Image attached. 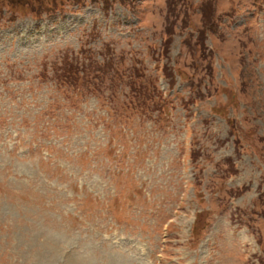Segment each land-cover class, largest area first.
<instances>
[{"label":"rangeland","instance_id":"obj_1","mask_svg":"<svg viewBox=\"0 0 264 264\" xmlns=\"http://www.w3.org/2000/svg\"><path fill=\"white\" fill-rule=\"evenodd\" d=\"M176 7L0 0V264H264V0Z\"/></svg>","mask_w":264,"mask_h":264},{"label":"trees","instance_id":"obj_2","mask_svg":"<svg viewBox=\"0 0 264 264\" xmlns=\"http://www.w3.org/2000/svg\"><path fill=\"white\" fill-rule=\"evenodd\" d=\"M168 1V10H169V14H168V26H167V36L164 42V48H165V52L168 51L169 45L171 43V41L173 40V34H174V22H170V19L172 17V15H175L176 9H177V5H178V1L181 0H167ZM185 1V0H183ZM210 3V2H209ZM207 7H208V3H207ZM215 10H213L212 7V13L210 14L209 10L207 11L206 9V3L203 6V18L210 20V18H212L214 16ZM204 27H207L205 25V21H204ZM205 32L204 28L201 30V33ZM135 70V69H134ZM139 71V70H138ZM133 74L136 75L135 79H133L134 77H132V79L130 80V85L132 86L133 91L136 93V91L139 92V90L137 89L136 86V78L137 76H139L140 74L137 73V69L132 72V76ZM143 75V74H142ZM61 81L65 84H70L71 86L73 85H81L79 83V79L81 78L79 75V68L73 66V64H69L67 63V66H65V71L60 75ZM137 94V93H136ZM138 95V94H137ZM147 98L150 97L151 95H149V93L147 92Z\"/></svg>","mask_w":264,"mask_h":264}]
</instances>
